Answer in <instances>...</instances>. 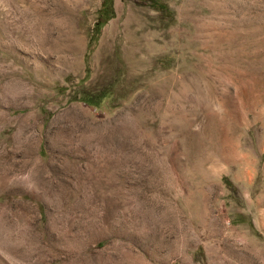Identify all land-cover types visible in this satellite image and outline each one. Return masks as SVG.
<instances>
[{
  "label": "rangeland",
  "instance_id": "374dc122",
  "mask_svg": "<svg viewBox=\"0 0 264 264\" xmlns=\"http://www.w3.org/2000/svg\"><path fill=\"white\" fill-rule=\"evenodd\" d=\"M103 5L0 0V264H264V0Z\"/></svg>",
  "mask_w": 264,
  "mask_h": 264
},
{
  "label": "trees",
  "instance_id": "16d2710c",
  "mask_svg": "<svg viewBox=\"0 0 264 264\" xmlns=\"http://www.w3.org/2000/svg\"><path fill=\"white\" fill-rule=\"evenodd\" d=\"M107 0H104V5L101 8V15H103L106 11H107ZM105 18H107V16H105ZM105 18L103 20H105Z\"/></svg>",
  "mask_w": 264,
  "mask_h": 264
}]
</instances>
